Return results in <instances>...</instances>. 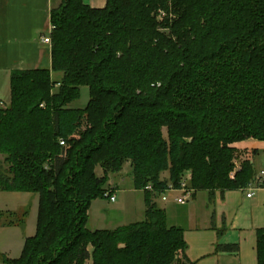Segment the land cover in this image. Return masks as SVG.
Listing matches in <instances>:
<instances>
[{"label": "trees", "instance_id": "1", "mask_svg": "<svg viewBox=\"0 0 264 264\" xmlns=\"http://www.w3.org/2000/svg\"><path fill=\"white\" fill-rule=\"evenodd\" d=\"M50 23V67L12 70L0 107V191L38 196L34 234L0 260L191 264L183 229L155 200L186 173L210 199L255 177L249 159L230 172L233 143L264 140V0H61ZM81 86L89 100L76 107ZM125 163L144 219L88 229L91 201ZM256 257L264 264V228Z\"/></svg>", "mask_w": 264, "mask_h": 264}, {"label": "crops", "instance_id": "2", "mask_svg": "<svg viewBox=\"0 0 264 264\" xmlns=\"http://www.w3.org/2000/svg\"><path fill=\"white\" fill-rule=\"evenodd\" d=\"M60 1L0 0V102L2 104L7 105L10 100L12 70L50 67V46L43 43L41 38L50 32V12L58 7ZM83 2L92 8H102L106 0H83ZM256 141L258 140L248 138L232 144L237 153L242 152L243 160L249 159L255 165L253 167L255 175L264 170V146L255 147ZM257 159L261 161L259 167L255 164ZM116 174L117 176H108L107 180V184L112 182L114 194L119 190H136L133 186L130 166L125 172ZM161 177L166 178L162 174ZM254 179L255 177L249 185H253ZM204 192L207 193L208 198L202 213L195 208L196 192L190 197L192 204L189 200L179 204L174 200V195L172 204H165L168 199L162 201L167 223L183 229V237L187 244L184 255L188 262L257 264L256 230L264 228V186L255 189L250 197L246 196L248 190L245 188L215 190L211 199L208 192ZM227 245H235V249L225 248Z\"/></svg>", "mask_w": 264, "mask_h": 264}, {"label": "rangeland", "instance_id": "3", "mask_svg": "<svg viewBox=\"0 0 264 264\" xmlns=\"http://www.w3.org/2000/svg\"><path fill=\"white\" fill-rule=\"evenodd\" d=\"M60 77L55 73L54 78ZM89 100V91L87 86H81L79 89V98L73 103L76 107H84ZM8 101V100H7ZM165 135L166 130L163 128ZM243 141V140H242ZM240 142V141H239ZM255 147H263L264 142L258 140ZM234 144V143H233ZM246 146H248L246 144ZM254 145L252 144L251 147ZM242 152H236L234 162L240 166ZM250 157V156H247ZM256 166L261 165V161L257 159ZM255 165H253L254 167ZM129 168V164L125 163L122 169L117 172H125ZM97 176L102 175V169L99 165L95 168ZM168 172L162 175L166 178ZM183 174V172L181 173ZM109 176H117L116 173H110ZM110 190L113 184L108 183ZM167 195L165 204H172V196ZM179 196L180 193H178ZM195 208L202 213L207 205V193L202 190L196 191ZM189 203L192 199L188 198ZM163 200L159 196L156 204L163 207ZM193 203V202H192ZM190 203V204H192ZM194 203V204H195ZM38 207V196L34 193L0 191V254H4L8 258H16L20 255L26 237L32 236L36 227V214ZM146 209L145 195L142 190H119L115 194V200L110 201L101 197L91 201L88 209V221L86 227L89 229H115L119 226L127 225L133 222L142 221L144 219V211ZM0 264H7L0 260Z\"/></svg>", "mask_w": 264, "mask_h": 264}, {"label": "built area", "instance_id": "4", "mask_svg": "<svg viewBox=\"0 0 264 264\" xmlns=\"http://www.w3.org/2000/svg\"><path fill=\"white\" fill-rule=\"evenodd\" d=\"M165 16V13L163 11H158V17L161 19ZM41 41L43 43L46 44H50L51 40L49 35H45L42 36ZM4 106V104H2L0 102V107ZM60 143L63 145L64 142L60 141ZM239 168L238 164L235 163L234 166V170L232 172H230V177L232 178L234 176V172L235 170H237ZM189 174L186 173L180 180H179V187H175L172 185H169L167 187V189H165L161 194V200L165 201L167 200V195L170 193H180L181 196H179L178 194H176L174 200L179 203V204H184L186 203V201L188 200V198L191 197L193 190L187 187V180H188ZM111 186V185H108ZM264 186V170H261L259 173H257L255 175V179L253 181V185H249L248 187H246L245 189L248 190V192L246 193V196L250 197L253 194V191L255 189H258L260 187ZM113 188V187H112ZM111 188H109L108 192H105L106 197L110 200V201H114L115 200V194L113 193V190H110ZM145 190L148 191H153V187L149 184L147 186H145Z\"/></svg>", "mask_w": 264, "mask_h": 264}]
</instances>
